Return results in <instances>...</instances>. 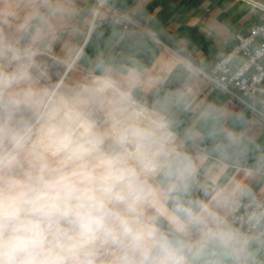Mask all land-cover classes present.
Returning <instances> with one entry per match:
<instances>
[{
	"label": "clouds",
	"instance_id": "1",
	"mask_svg": "<svg viewBox=\"0 0 264 264\" xmlns=\"http://www.w3.org/2000/svg\"><path fill=\"white\" fill-rule=\"evenodd\" d=\"M72 13L0 10V264H264L251 123L166 88L178 60L100 56L55 83L42 57Z\"/></svg>",
	"mask_w": 264,
	"mask_h": 264
},
{
	"label": "crops",
	"instance_id": "2",
	"mask_svg": "<svg viewBox=\"0 0 264 264\" xmlns=\"http://www.w3.org/2000/svg\"><path fill=\"white\" fill-rule=\"evenodd\" d=\"M98 1L71 0L72 15L52 21L55 38L42 58L55 83L70 82L90 71L100 56L136 60L153 70L159 69L161 61L178 60L181 63L166 88L191 89L201 107L211 105L243 114L257 142L264 144V119L199 71L209 69L226 54L236 34H245L254 24L264 22V8L252 0H105L98 9ZM255 1L264 5V0ZM11 2L0 0V10ZM113 8L126 12L138 24L125 28L110 15ZM261 99L246 97L263 109Z\"/></svg>",
	"mask_w": 264,
	"mask_h": 264
},
{
	"label": "built area",
	"instance_id": "3",
	"mask_svg": "<svg viewBox=\"0 0 264 264\" xmlns=\"http://www.w3.org/2000/svg\"><path fill=\"white\" fill-rule=\"evenodd\" d=\"M264 8L263 4L258 3ZM105 0L98 1V9ZM126 28L138 23L126 12L113 8L111 14ZM199 71L212 83L246 103L262 119L264 108H258L246 100V97H262L264 107V22L251 26L245 34L235 36V42L226 54L218 58L209 69Z\"/></svg>",
	"mask_w": 264,
	"mask_h": 264
}]
</instances>
